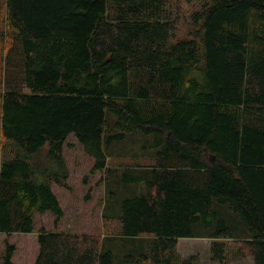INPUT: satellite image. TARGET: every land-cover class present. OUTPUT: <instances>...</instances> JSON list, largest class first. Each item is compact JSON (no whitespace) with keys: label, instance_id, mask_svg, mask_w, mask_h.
I'll use <instances>...</instances> for the list:
<instances>
[{"label":"trees","instance_id":"1","mask_svg":"<svg viewBox=\"0 0 264 264\" xmlns=\"http://www.w3.org/2000/svg\"><path fill=\"white\" fill-rule=\"evenodd\" d=\"M71 135L106 176V230L42 229L35 264H198L183 237L264 264V0H0L1 234L63 217Z\"/></svg>","mask_w":264,"mask_h":264},{"label":"rangeland","instance_id":"2","mask_svg":"<svg viewBox=\"0 0 264 264\" xmlns=\"http://www.w3.org/2000/svg\"><path fill=\"white\" fill-rule=\"evenodd\" d=\"M191 8L192 5L190 3L183 4L181 15L183 16L184 23H181L179 28L181 34L185 33L188 26ZM6 77L10 78L14 86L24 87L21 72L18 68H7ZM139 136L140 134L133 135L126 142L116 145V151L138 152L144 143V139L141 140ZM64 157L70 172L68 180L70 189L59 186L55 181L52 183L53 190L57 194L64 210L63 217L58 222H55L56 216L51 211L43 214L35 212V227L33 232H14L11 235L0 233V262L4 254L5 240H8L16 246V251L13 255L14 264H35L40 249L37 235L42 229L104 235L106 225L103 217V208L106 198L109 196L107 194L104 172L90 173L93 158L87 155L74 135L68 138L67 145L64 146ZM121 157L111 159L110 163L112 162V164L122 169L124 164L135 162L131 157ZM136 162L146 164L148 161L139 159ZM129 169H134V167L130 166ZM87 175L88 178L86 180L85 176ZM111 184V189L114 190L115 184ZM137 189L141 190V186H138ZM88 194L89 197H87ZM211 241L209 237H183L178 241L177 250L182 257L196 255L198 264H254L251 259L252 257L242 259L230 258L225 263L212 259L210 251ZM229 244L231 246L236 245L232 241H229Z\"/></svg>","mask_w":264,"mask_h":264},{"label":"crops","instance_id":"3","mask_svg":"<svg viewBox=\"0 0 264 264\" xmlns=\"http://www.w3.org/2000/svg\"><path fill=\"white\" fill-rule=\"evenodd\" d=\"M252 259V261L254 262V259L253 258H251Z\"/></svg>","mask_w":264,"mask_h":264}]
</instances>
